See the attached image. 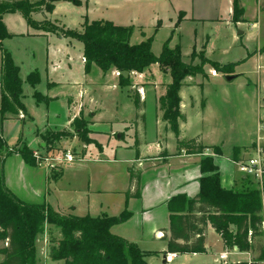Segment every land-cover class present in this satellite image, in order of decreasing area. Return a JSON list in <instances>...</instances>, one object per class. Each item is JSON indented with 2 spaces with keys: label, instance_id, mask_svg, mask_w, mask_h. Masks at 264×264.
Here are the masks:
<instances>
[{
  "label": "crops",
  "instance_id": "obj_1",
  "mask_svg": "<svg viewBox=\"0 0 264 264\" xmlns=\"http://www.w3.org/2000/svg\"><path fill=\"white\" fill-rule=\"evenodd\" d=\"M81 1L83 3V0ZM128 1L127 9L130 11L137 1ZM150 1L159 3L161 0H138L140 3ZM162 1L172 7V15L167 17L168 21L157 29L144 27L139 28L140 32L134 29L131 44L153 38L152 50L155 55L159 56L164 44L168 42L171 48L180 47L185 63L199 65L203 57L207 59L203 66L204 73L187 76L180 88V110L184 118L178 120L179 135L176 136L169 122L165 120V109L160 104V99L167 94V86L172 82V75L162 71L158 63H153L141 73H130L131 83L124 88L127 90L128 102H123L120 95L113 97L102 94L97 100L91 98L89 89L93 78H99L98 85L112 92L122 86L115 69L104 72L93 65L86 73L83 52L81 77H71L67 73L66 79H57L51 74H46L47 78L42 83L35 66H32L26 81L22 79L23 91H27L28 97L31 98L30 103L26 102L29 98H26L24 93L25 110L8 111L4 116L0 113V134L6 145L12 149L20 143H25L33 152L46 151L44 133L70 131L74 128L73 121L76 118L88 122L91 129L89 137L93 142L84 143L76 135L61 141V147L70 146L76 149L79 155L63 162V168L58 175L53 173L54 164H51L48 158L41 159L37 165L32 166L25 162L19 152H13L1 165L6 186L23 202L45 204L65 216L84 217L90 214H86L89 209L97 210L95 207L99 201L111 195L122 198L125 196L131 216L121 224L112 226V233L122 237L120 234L124 226L138 216L144 231L140 239L151 243L150 247L141 244L140 248L151 252V258L158 259L161 256L164 260L163 256L167 254L165 263L182 255H215V259L207 264H264V259L258 258V246L264 247V233L254 238L253 248L243 252L237 246L230 247L226 244L221 234L209 223L205 240L207 252L177 253L175 258L168 256L170 253L164 238L170 229L171 212L168 203L173 197L185 195L191 198L199 194L201 179L213 173L211 165L216 167V171L221 175L222 188H241L244 176L239 173L234 161L248 155L252 146L258 143L264 146V100L261 88L249 77V70L247 73L238 70L240 63L256 58L257 55L259 60V55L264 53V35L260 30L254 31L260 24V20L255 18L256 14L264 13L261 10L264 0H239L244 13L242 20L238 22L233 18L234 0ZM62 2L65 1L56 2L55 8ZM127 9L124 10L123 18L127 15ZM253 15L254 19L251 18ZM38 20L51 21L44 17ZM16 21L23 26L20 32L10 29V26H16ZM108 21L116 25L132 26L121 20ZM3 23L11 37L4 39L0 48V108L3 52L8 51L5 46L10 50L5 41L25 36L54 41L70 38L58 32H47L46 29L29 25L19 11L6 13ZM54 24L57 25L55 22ZM223 24L228 28L233 27L232 35L224 33V40L231 41L222 44L224 46L220 45L219 48L212 36L203 33L202 28L211 25L218 29ZM236 44L243 53L240 58L224 59L222 51L225 52L223 55L228 56ZM82 47L84 49L83 44ZM11 53L16 63L13 52ZM211 61L220 65L219 70L228 64L235 66L232 71L218 70V74L214 76L210 70L214 68L209 63ZM18 67L20 72V66ZM55 67L52 66L51 70ZM257 67L259 69L260 66ZM32 73H37L40 78L36 84L29 81V75ZM110 77L118 79V86L105 83L104 80ZM136 92L142 101L141 109L134 104ZM123 98L127 101L125 96ZM28 106L34 107L32 115L28 112ZM26 122L29 123V136L24 128ZM193 138L206 147L203 153H193L186 147H179L177 139L189 141ZM214 147L219 149V153H215ZM206 159L208 160L204 171L202 164L204 166L203 161ZM131 171L139 172L141 176L142 194L139 198L127 197V192L134 190V186H131ZM103 205L104 203H100V206ZM105 214L109 215L102 212L92 216ZM230 229L236 232L237 227L231 224ZM123 238L128 240L127 237ZM133 243L139 245L138 240H133ZM222 253H227V261L220 259ZM0 257L2 263L4 255L0 254Z\"/></svg>",
  "mask_w": 264,
  "mask_h": 264
},
{
  "label": "trees",
  "instance_id": "obj_2",
  "mask_svg": "<svg viewBox=\"0 0 264 264\" xmlns=\"http://www.w3.org/2000/svg\"><path fill=\"white\" fill-rule=\"evenodd\" d=\"M71 1L80 5V0H50L46 6L53 11L56 2ZM234 20H242L244 13L239 0H234ZM38 2L17 0L13 3L0 2V48L2 41L9 34L3 23L6 13L19 11L29 25L36 26L31 19V12L39 8ZM42 3V2H41ZM264 11V2L262 8ZM82 31L63 29L51 23L46 31L58 32L65 37L79 40L83 43V57H85V70L90 71L96 65L104 72L110 69L116 71L143 72L153 63H158L164 72L172 75V82L167 86V94L160 99L161 106L165 109L164 118L179 135L180 125L178 120L183 119L181 113L180 88L183 81L190 75L204 73L203 66L207 59L203 57L199 65L185 63L180 47L171 48L166 42L160 55H155L152 50L153 38H148L141 43L131 44L132 26L116 25L108 20L84 21ZM216 67V66H215ZM222 66L220 70H225ZM2 102L0 113L2 116L8 111L25 110L23 103V80L19 76V67L12 59L11 54L4 50L2 64ZM37 73L29 75L31 84L39 82ZM130 77L120 75V84L130 85ZM135 107L141 109L142 101L139 94H134ZM88 122L82 118L73 121L76 136L84 143L93 142L88 136L90 130ZM70 131L52 133L51 141L64 136L68 137ZM51 141L49 143H51ZM179 147H186L193 153H203L206 147L196 139L180 141ZM46 143V148L50 144ZM215 153L219 149L214 147ZM13 152H19L25 162L34 166L39 159L25 143L9 148L0 134V165L4 159ZM204 160L202 170L205 171ZM213 173L201 179L200 193L187 198L185 195L173 197L168 203L171 212L170 229L165 233L168 253L178 254H204L206 250V232L209 223L221 234L223 240L230 247L237 246L240 251H249L253 248L254 238L263 233L260 230L262 215V194L252 180L243 178L241 188L224 189L221 187V175L216 167L210 166ZM131 186L133 191L127 192L128 199L141 196L140 173L131 171ZM131 213L124 210L121 216L94 217L90 214L81 217L76 215L65 216L55 212L45 204H29L15 197L7 188L2 172L0 173V242L5 246L0 248L4 259L0 264H36L33 259L28 262L27 252L35 251L34 242L37 235L42 232L45 223L55 225L61 230L62 237L53 241L50 247V259L63 260V264H148L146 257L153 255L142 250L137 244L112 233L111 227L129 219ZM237 227L236 232L230 225ZM251 232V236L249 235ZM259 259H264V247L258 246Z\"/></svg>",
  "mask_w": 264,
  "mask_h": 264
},
{
  "label": "rangeland",
  "instance_id": "obj_3",
  "mask_svg": "<svg viewBox=\"0 0 264 264\" xmlns=\"http://www.w3.org/2000/svg\"><path fill=\"white\" fill-rule=\"evenodd\" d=\"M15 1L17 0H4L3 2H7L11 4ZM38 1L42 2V3L40 2V4H37L39 8L35 9L30 14L31 19L35 22V24H37L36 27H38V29H40L41 26L44 28H48L51 22H53V24L55 22L57 23V25H59L58 27L61 26L63 29L81 30L83 21L86 18L87 19L89 18V21L93 19L97 20L100 18H104L105 20L116 19V20L125 21L127 22V24H132L136 32H140L139 28L143 29L144 27L157 29L162 23H166L168 21L167 17L169 15H172L170 13L172 10L171 5L164 3L162 0L159 3H156L154 1L140 3L138 2V0H134V2L137 1V4L134 5L132 8L130 7L131 8L130 11L127 9V4L129 2L128 0H91L90 2H87V0H83V3L81 1L80 5H76L71 1H65L60 4H57V7L54 8L55 10L53 11H50L46 6L47 3H50V0H29V2H38ZM126 9H127L126 12L127 15L125 18H123L122 15L124 14V10ZM40 17H44L45 19L47 20L49 19L51 21L38 20V18ZM254 17L255 15H253L251 18L254 19ZM255 18L260 20V24L259 27L255 28L254 31L260 30V32H262L264 35V13L259 12V15L256 14ZM7 22L8 24L10 23L9 21ZM15 24L16 26H10V29L12 31L20 32V30H23L22 24H19V22L17 21ZM232 28L233 27L228 28L223 24L221 25L220 28L216 29L215 26L209 25V26H203L202 31L203 33H208L210 36H212V40H214V43H217V47L220 48L221 46H224L222 44L230 43L231 40H229L228 42L225 41L222 35L225 33L226 35L229 34V36H231ZM5 42L7 46L9 45L10 50L6 46L5 48L10 53L13 52L14 58L16 59V63L20 66L19 76H21L22 79L24 78L25 81H26V76L29 73L32 66H35V70L40 75L42 83L47 78L46 74L48 75L51 74L57 79H61V78L66 79L67 73L71 77L73 75L75 76L80 75L81 77V75L83 74V62H82L83 43L79 40L66 38L63 39L62 41H58L57 39H55L54 41L51 39L47 40L46 38L44 39L34 38V37L30 38L25 36L22 38L15 37L14 39L6 40ZM238 44H236L233 47L231 54H228V56L223 55L225 54V52L222 51L223 52L222 56H224V59L230 60L232 58H236V59L240 58V54L243 53L240 52L239 47L237 48ZM227 50L229 51V48ZM259 58L260 59L258 60V55H257L256 58L247 59L246 61L240 63L238 70L243 71L245 73H247V70H249L248 71L249 77L252 79V81H254L257 87L261 88L262 96L264 100V53L262 55H259ZM209 63L210 65H212V67H214L211 68L210 70L211 71L216 70L218 72L220 65L216 64L214 61H211ZM50 66L51 67L56 66V67L51 70ZM215 66L218 68H215ZM225 66H226L225 70L232 71L235 65L228 64ZM257 66H260L259 69ZM66 68H70V69L67 70ZM256 68L259 70V72ZM86 73L88 72L86 71ZM222 79L223 78H220V80ZM98 80L100 79L97 77L93 78L91 80L92 83H90L91 88L89 89V91H91L90 94L93 100L94 99L97 100L100 95L106 94V95H111L113 97H116V95H120L122 97L123 102H128L127 90L124 89L126 88V86L120 84L123 87L122 88L120 86L122 90L119 88L116 91L112 92L107 90L104 86L98 85V82H100ZM117 80L118 79H113L110 77V79L104 81L106 84L110 83V85L115 84L118 86ZM217 80L218 79H216V81ZM23 93H25L26 98H29L26 90H24ZM123 95L127 98V101L124 100ZM121 97H119L120 101H121ZM30 101L31 98L26 99V102L30 103ZM28 108H29L28 109L29 114L32 115L34 111L33 110L34 107L32 108L31 106H28ZM30 110L32 111V113ZM263 115H264V110H263ZM28 124L29 123L26 122L24 125L26 134L28 133V129H29ZM86 126L90 130L88 136H91V129L88 125ZM70 131L71 134L68 137L70 136L74 137L76 135L75 127ZM52 133H53L52 131L44 133L45 136L43 138V141L49 143L52 139ZM65 139L68 138L64 136L60 138V140L53 139L51 143H49L51 145L50 148H47L46 151L39 150V152H34L35 156L37 157L40 156L38 157L39 160L48 158L50 163L54 164L52 166V171L55 175H58L60 173V170L63 168L64 165L62 164L63 159L65 158V155L69 153V151L72 154L73 158L79 155V153L76 152V149L70 146H68V148L61 147L60 143ZM1 171H2V166L0 165V173ZM126 200L127 199L125 196H123L122 198V196L118 197L117 195H111L107 199L103 201H99L97 207H95L97 208V210H93L91 208L89 209V211L86 212V214L90 213L91 215H98V214L100 215L102 212L104 213L107 212L109 215L112 216L113 215L121 216L124 210L131 211L130 208L127 206ZM100 203H104L103 207L100 206ZM142 227H143V223L140 222L139 217L136 216L126 226H124L123 231L121 232L120 235L122 236V238L127 237L128 240L132 242L133 240H138L139 247H141L142 245L149 246V244H151L150 242H148L147 240L143 241L142 239H140V236L144 233ZM61 237H62L61 230H59L58 227H56L55 225L52 226L45 223L42 232H40L37 235L36 240L34 242L35 251L31 252V250H28L27 252L28 262L31 261V259H33L36 264H63V260L52 261L49 257L50 249H51L50 247L54 244L53 243L54 239L58 240ZM5 245L6 243L4 241L0 242V248H2V246ZM214 259H215V255H210V256L202 255L198 257L182 255L176 257L174 260L169 261L168 263H165L163 262L164 260L161 256H159L158 259L147 256L146 262H148V264H207L208 262H210V260L213 261ZM230 259H232L231 256Z\"/></svg>",
  "mask_w": 264,
  "mask_h": 264
},
{
  "label": "built area",
  "instance_id": "obj_4",
  "mask_svg": "<svg viewBox=\"0 0 264 264\" xmlns=\"http://www.w3.org/2000/svg\"><path fill=\"white\" fill-rule=\"evenodd\" d=\"M117 75H121L120 71H116ZM212 74L216 76L218 72L216 70L212 71ZM37 157V156H36ZM40 157V156H38ZM37 157V158H38ZM72 154L67 153L63 162L72 160ZM47 160V158H46ZM49 160V159H48ZM239 173L243 174L244 178L254 181L256 183L257 188L261 190L262 194V220L260 230L264 233V146L260 143L254 145L250 149V153L241 157V159L234 161ZM251 236V232L249 234ZM175 254H168V256L175 258ZM220 259L227 261V253H222L220 255Z\"/></svg>",
  "mask_w": 264,
  "mask_h": 264
},
{
  "label": "water",
  "instance_id": "obj_5",
  "mask_svg": "<svg viewBox=\"0 0 264 264\" xmlns=\"http://www.w3.org/2000/svg\"><path fill=\"white\" fill-rule=\"evenodd\" d=\"M121 75L125 76L126 78L129 77L130 73L128 71H120ZM164 262H165V258L167 257V254H164Z\"/></svg>",
  "mask_w": 264,
  "mask_h": 264
}]
</instances>
